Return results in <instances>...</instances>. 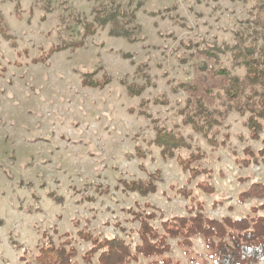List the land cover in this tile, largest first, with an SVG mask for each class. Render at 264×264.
I'll list each match as a JSON object with an SVG mask.
<instances>
[{"label":"rangeland","instance_id":"obj_1","mask_svg":"<svg viewBox=\"0 0 264 264\" xmlns=\"http://www.w3.org/2000/svg\"><path fill=\"white\" fill-rule=\"evenodd\" d=\"M138 1L136 42L96 28L83 47L33 63L61 38H80L76 19L90 21L94 2L50 0L51 11L44 13L40 0H0L2 19L13 36L11 41L0 35V264H24L20 257L33 263L37 249L47 242L43 232L55 244L69 234L79 256L89 244L76 238L78 231L128 241L130 233L137 241V224L126 210L136 203L141 210L155 209L158 217L151 223L158 228L162 219L188 216L197 202L205 216L216 219L240 217L264 203V197L238 199L251 183L264 185V162L248 167L236 162L248 159L246 148L257 152L264 147V128L260 139H254L245 118L231 112L214 146L184 126L179 114L187 97L203 94L210 67L243 74L231 64L228 51L216 52L215 59L199 50L214 45L224 49L234 44L237 31L250 33L255 0H133L130 8L128 0H116L127 10ZM84 74L109 82L103 89L86 87ZM177 82L196 84L197 90ZM127 85L142 92L131 95ZM155 124L178 126L192 150L205 155L193 166L207 173L188 178L176 159L187 157L184 149L163 160L151 144ZM155 170L162 177L157 192L143 197L121 191L117 180L145 179ZM199 185H210L215 192L208 194ZM168 243L172 250L165 256L174 264H213L200 238L189 248L177 239Z\"/></svg>","mask_w":264,"mask_h":264},{"label":"trees","instance_id":"obj_2","mask_svg":"<svg viewBox=\"0 0 264 264\" xmlns=\"http://www.w3.org/2000/svg\"><path fill=\"white\" fill-rule=\"evenodd\" d=\"M42 1L44 13L51 11L50 0ZM93 17L90 21H79L82 33L80 38L63 40L51 46L47 52L32 60L33 63L45 62L52 54L64 50H75L84 46L85 39L96 33V28H107L108 36L121 38L127 42L134 43L139 32L135 24L136 13L142 6L138 1L133 9H125L116 0H92ZM105 1L109 4L106 5ZM133 0H128L127 8L132 6ZM0 12V35L11 40L13 36ZM45 20L41 15L40 21ZM251 30L248 34L239 31L235 33V42L224 49L214 45L199 50L206 57L217 58L216 52L228 51L231 54V64L234 68L243 70V74L236 75L224 67H210V81L203 87V94L190 95L186 98L184 106L179 108L182 116L181 123L191 129L193 133L200 134L206 141L216 146L220 127L231 112H236L244 117V123L254 139H260V133L264 128V45L258 44L260 39L264 40V0H255L252 6V18L250 19ZM204 68V67H202ZM93 76V75H92ZM91 74H84L83 84L86 87L103 89L109 79L104 77L103 81L92 79ZM178 87L197 90L196 84L178 83ZM129 94L140 95L142 89L127 85ZM144 112V111H143ZM141 112L142 114H144ZM154 138L151 141L158 150L163 160L173 159L176 153L184 149L188 151L186 158L178 155L181 169L189 174L188 178L206 174L207 171L193 162L204 158L200 150H192V146L181 135L179 127L172 129L154 125ZM264 144V139H261ZM137 154H143L137 150ZM248 159H236V162L248 167L250 164L264 162V147L257 152L249 148L245 149ZM159 170L148 172L145 179L125 180L119 179L118 184L122 192L138 194L143 197L157 192L158 183L162 181ZM208 194L215 192L210 185H199ZM118 188V187H116ZM181 194L190 197L189 192L180 191ZM264 197V185L253 182L249 187L241 191L238 199L241 202L254 198ZM201 202L189 208L188 216H172L162 219L159 228L153 226L151 221L158 216L153 207L149 211L141 210L139 204L135 208L128 207L126 210L131 216V222L137 224L133 231L137 236L134 241L126 234L129 241L119 235L99 238L87 231H78L79 241L88 243L89 247L80 256L74 242L69 234H64V240L53 243L51 236L43 232L42 236L47 241L37 249L33 263L28 262L25 257H20L24 264H92L93 259L97 264H131L138 262L140 258L152 260L150 264H174L165 255L172 248L168 239H177V243L183 247H192V240L200 238L205 249L208 251L213 264H259L264 261V203L250 207L249 213L230 218H210L204 215ZM123 231L124 228L121 227ZM79 257V259H78ZM205 264V263H204Z\"/></svg>","mask_w":264,"mask_h":264}]
</instances>
